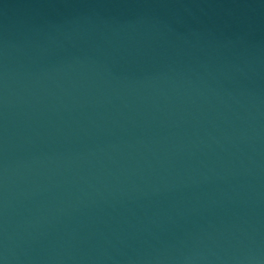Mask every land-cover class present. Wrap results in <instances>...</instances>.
Listing matches in <instances>:
<instances>
[{"label":"water","instance_id":"obj_1","mask_svg":"<svg viewBox=\"0 0 264 264\" xmlns=\"http://www.w3.org/2000/svg\"><path fill=\"white\" fill-rule=\"evenodd\" d=\"M0 264H264V0H0Z\"/></svg>","mask_w":264,"mask_h":264}]
</instances>
